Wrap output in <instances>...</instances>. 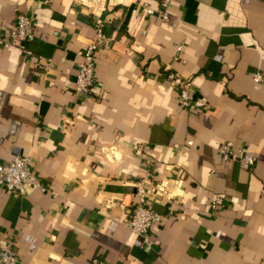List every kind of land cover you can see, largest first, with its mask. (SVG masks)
<instances>
[{
	"label": "crops",
	"instance_id": "0c3cea01",
	"mask_svg": "<svg viewBox=\"0 0 264 264\" xmlns=\"http://www.w3.org/2000/svg\"><path fill=\"white\" fill-rule=\"evenodd\" d=\"M19 13L36 38L0 43V162L30 156L47 190L0 186V247L18 264H264V0H0V36ZM98 24L111 43L78 93ZM170 74L211 107L185 108ZM141 182L157 245L126 225Z\"/></svg>",
	"mask_w": 264,
	"mask_h": 264
},
{
	"label": "built area",
	"instance_id": "2783aa9c",
	"mask_svg": "<svg viewBox=\"0 0 264 264\" xmlns=\"http://www.w3.org/2000/svg\"><path fill=\"white\" fill-rule=\"evenodd\" d=\"M146 11L154 14L155 10L146 5ZM163 16L167 18L164 12ZM36 38V32L33 26L32 17L26 13L17 15L16 23L0 36V43L6 47L25 45ZM111 41L106 34L104 27L98 24L94 39L83 49L78 51L80 56L79 70L76 78V92L88 93L91 91L95 82V63L96 52L101 46L108 47ZM178 52L182 46L178 45ZM27 53H32L26 49ZM172 85L179 89L181 103L185 108L206 109L211 107V103L206 95L194 94L186 84L178 80L175 74L169 75ZM257 81L262 79L261 74H257ZM192 143V140L189 141ZM220 155L224 160H240L246 166H253L255 157L243 149L234 148L230 144H223L220 149ZM32 158L30 156L16 155L9 162H0V186L9 190L24 194L29 187H38L41 191H46L47 186L39 179L33 170ZM138 200L134 204L130 216L126 220V225L134 232L144 237L145 243L157 245L159 240L151 238L150 229L154 222L161 221L162 216L157 213L147 200V190L143 182L139 184ZM224 203V198L217 195L212 201V207L217 208ZM0 264H18L14 245L11 241L0 247ZM91 264H105L104 259L95 256L91 259Z\"/></svg>",
	"mask_w": 264,
	"mask_h": 264
}]
</instances>
